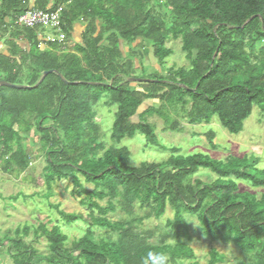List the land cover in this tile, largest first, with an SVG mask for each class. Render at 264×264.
Returning a JSON list of instances; mask_svg holds the SVG:
<instances>
[{"label": "trees", "instance_id": "1", "mask_svg": "<svg viewBox=\"0 0 264 264\" xmlns=\"http://www.w3.org/2000/svg\"><path fill=\"white\" fill-rule=\"evenodd\" d=\"M60 7L66 49L58 38L42 37L40 28L15 22L27 10ZM78 22L84 24L80 42L73 40ZM170 39L182 40L189 64L165 66L173 53ZM0 43L6 47L0 49V79L17 83L27 77L33 85L43 71L53 69L68 80L53 72L34 88L0 86V167L18 176L29 167L37 145L45 155L48 187L73 178L87 194L82 203L89 208L86 214L60 211L65 225L88 224L71 242L60 220L34 228L35 238H28V224L17 228L15 236L0 238V251L6 248L11 264H37L36 259L49 264H159L165 259L199 264L189 244L191 229H197L188 214L198 218L197 231L210 243L231 242L241 254L230 262L212 246L208 264H264V168L257 166L259 158L229 155L223 160L177 153L180 148L174 147L165 161L136 165L130 148L119 145L137 134L146 144H160L155 126L145 119L149 113L169 122L173 110L191 124L217 116L229 133L238 134L255 105L264 112V0H0ZM144 49L152 55H142ZM142 58L160 66L159 73L148 75L158 80L134 86L138 82L127 78L136 75L135 64ZM101 99L115 106L109 145L96 121ZM149 99L159 106L138 113ZM31 131L38 137L33 147L24 137ZM200 169L211 170L217 179L197 177ZM80 176L93 189L84 187ZM241 181L259 189H242ZM106 196L104 207L99 199ZM116 202L126 208L139 202L157 217L170 204L175 214L166 220L164 237L150 242L132 223L124 228L95 213V208L102 214L114 211ZM97 226L124 231L117 239L96 238ZM41 237L48 242V254L35 246ZM0 264H7L5 258Z\"/></svg>", "mask_w": 264, "mask_h": 264}, {"label": "rangeland", "instance_id": "2", "mask_svg": "<svg viewBox=\"0 0 264 264\" xmlns=\"http://www.w3.org/2000/svg\"><path fill=\"white\" fill-rule=\"evenodd\" d=\"M17 20V17H16ZM16 22V21H15ZM77 32H83L84 24L77 23ZM42 36L53 35L55 32L50 27H40ZM76 39L80 41V33H77ZM68 36L65 34L64 38L60 40L63 44L61 49L68 48ZM82 41V40H81ZM72 42H70L71 44ZM1 47H3V44ZM22 46L26 47L27 43L22 42ZM167 46L172 48L173 53L167 57L165 66H182L189 64V60L186 57V53L182 50L181 39H170L167 41ZM6 48V47H3ZM151 54V50L144 49L141 54ZM146 54V56H147ZM152 55V54H151ZM145 56V58H146ZM142 58L141 63L135 64L136 75L127 78H144L157 81V78H149V74H157L160 71V66L151 65L148 59ZM154 64L156 59L152 58ZM28 69L25 68L24 72L27 73ZM44 73V71H43ZM41 74L40 78L42 77ZM25 74H22V76ZM39 78V79H40ZM68 82V81H67ZM17 84H28L27 77L18 78ZM134 86H138V83H133ZM104 94V92L102 93ZM16 97V93L12 95ZM25 93L20 94L17 98H23ZM105 99H101L96 104L98 115L96 121L100 123L103 130V140L107 142V145L111 144L110 140V126L114 121L115 106L108 107ZM159 106L158 100H146L138 109V113L147 109L148 106ZM262 108L255 105L251 115L244 122V129L238 134L229 133L220 123L217 116L211 120V122H204L201 124H191L184 117L179 116L173 110L168 112V115L172 116L173 120L166 122L165 118L158 113H149L145 119L147 122L155 126V132L159 137L160 144H146V140L143 136L137 134L134 137H126L122 139L119 145H126L132 152V162L136 165L141 161H165L168 157L174 153L173 148L179 147L177 153H206L211 156L225 160L229 155H235L237 157L259 158L257 166L264 168V112ZM181 112V111H180ZM180 114V113H179ZM135 121H138V116L133 117ZM179 122V125H173ZM173 125V126H172ZM176 129H173L174 127ZM105 134V136H104ZM26 143L28 146L33 147L38 137L33 136V131L24 134ZM212 139V140H211ZM36 144V143H35ZM35 152L32 153V159L29 167L16 176V171H4L0 167V238L4 240L5 235H16V229L28 224L31 227L28 238H35L34 228L41 224L48 223L53 225L58 220L63 223L60 211H64L68 214L83 212L86 214L89 212L87 205L83 204V199L87 196L82 192L79 184H77L73 178H63L52 183L51 187H48L45 182L44 173L46 166V159L43 152L39 150V146L35 145ZM201 177L206 182H212L217 179L215 173L209 169H200L196 175ZM81 183L88 189H93V184L87 182L84 177L80 176ZM242 189H250L257 191L259 188H252L245 182L241 181ZM109 197L99 199L100 205L107 207ZM117 207L114 211H108L107 213H100L95 208V213L106 216L111 222H121L124 224V228L133 224L134 231L140 232L143 237H147L150 242H156L164 237L165 223L168 218L174 217V210L168 205L165 213L160 217L155 216L149 206L145 205L141 207L138 202L132 208H126L121 202H116ZM58 206V208L56 207ZM192 222L193 228L198 230L199 221L196 216L191 214L186 215ZM136 220L131 222V220ZM129 222V223H128ZM64 224V223H63ZM88 224L83 220H79L70 225H63V229L69 235V242L74 238L81 236ZM191 229L192 239L189 244L193 247L195 255L199 260V264H208L209 250L212 246H216L220 252L227 254V259L230 262L235 261V257L241 256L238 248L231 242L228 243H210L208 239L202 235L199 231ZM124 229L113 230L109 227H95V237H111L117 239L119 234ZM27 238V239H28ZM172 238H167L170 241ZM35 246L39 252L48 254V242L45 237L39 238L35 242ZM0 257L5 258L7 264H11L12 261L7 256L6 248L1 249ZM37 264H49L43 260L36 259ZM159 264H172L168 263V260L160 261ZM182 264H188V260H184Z\"/></svg>", "mask_w": 264, "mask_h": 264}, {"label": "built area", "instance_id": "3", "mask_svg": "<svg viewBox=\"0 0 264 264\" xmlns=\"http://www.w3.org/2000/svg\"><path fill=\"white\" fill-rule=\"evenodd\" d=\"M60 12L61 7L55 11L31 9L19 14L16 23L24 27H50L55 33L47 35L46 40H62L65 32L60 27Z\"/></svg>", "mask_w": 264, "mask_h": 264}, {"label": "water", "instance_id": "4", "mask_svg": "<svg viewBox=\"0 0 264 264\" xmlns=\"http://www.w3.org/2000/svg\"><path fill=\"white\" fill-rule=\"evenodd\" d=\"M53 72L57 73L63 81H65V82L68 81V80H66V78L64 77V75L61 72L50 69V70H45L42 77L38 80V82H36L33 85L17 84V83H12V82L6 81L4 79H0V86L5 85V86L16 87V88H26V89L34 88V87L38 86L49 73H53ZM128 80L129 81H136V82L154 81L152 79H144V78H129Z\"/></svg>", "mask_w": 264, "mask_h": 264}, {"label": "crops", "instance_id": "5", "mask_svg": "<svg viewBox=\"0 0 264 264\" xmlns=\"http://www.w3.org/2000/svg\"><path fill=\"white\" fill-rule=\"evenodd\" d=\"M77 25H78V24H75V25H74L75 28H74V31H73V40H75V41H79L78 39H76V38H77V37H76L77 33H80V37H81V34H82L81 32H77V31H76ZM42 37H45V36H42ZM45 38H46V37H45ZM81 40H82V38H80V41H81ZM80 41H79V42H80ZM0 49L3 50V48L1 47V44H0Z\"/></svg>", "mask_w": 264, "mask_h": 264}, {"label": "clouds", "instance_id": "6", "mask_svg": "<svg viewBox=\"0 0 264 264\" xmlns=\"http://www.w3.org/2000/svg\"><path fill=\"white\" fill-rule=\"evenodd\" d=\"M19 25V24H18Z\"/></svg>", "mask_w": 264, "mask_h": 264}]
</instances>
